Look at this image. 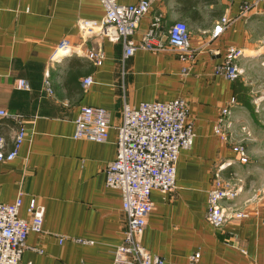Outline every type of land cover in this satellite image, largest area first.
Returning <instances> with one entry per match:
<instances>
[{"label":"crops","instance_id":"obj_1","mask_svg":"<svg viewBox=\"0 0 264 264\" xmlns=\"http://www.w3.org/2000/svg\"><path fill=\"white\" fill-rule=\"evenodd\" d=\"M140 1L118 0L125 6ZM253 2L158 0L133 39L140 42L161 15L157 43L163 49L138 51L125 60L121 43L81 39L80 19L105 16L100 0H0V108L21 115L27 133L19 157L0 162V203L11 205L21 197L23 219L29 218L32 200L45 208L44 232L29 234L19 264H114L128 219L120 192L106 186L105 170L118 155L123 110L128 104L177 99L189 103L195 142L191 150L181 151L176 191L152 193L144 248L166 264H189L198 253L200 264H264V197L246 220L216 229L207 218L219 165L236 160L226 178L237 172L246 184L264 183V170L257 177L264 167V2L242 13L243 5ZM224 16L233 22L214 37ZM177 21L187 24L195 54L186 74L180 55L168 45L167 32ZM98 45L105 56L101 66L78 55ZM229 48L244 52L238 65L245 73L234 82L217 74ZM74 51L77 55H68ZM47 70L53 95L44 90ZM89 77L94 83L84 87ZM19 80L28 82L29 91L17 89ZM231 100L236 102L229 131L233 139L224 143L215 126ZM83 107L109 113L106 143L74 139ZM0 124V134L11 143L16 124ZM244 127L251 134L245 144L247 165L232 151L246 136Z\"/></svg>","mask_w":264,"mask_h":264},{"label":"built area","instance_id":"obj_2","mask_svg":"<svg viewBox=\"0 0 264 264\" xmlns=\"http://www.w3.org/2000/svg\"><path fill=\"white\" fill-rule=\"evenodd\" d=\"M158 0H142L135 5H121L118 0H100L105 10L101 20L78 21L81 39L85 42L107 40L123 45L124 59L127 60L138 51H160L163 49L157 37L161 30L162 16L154 18L148 31L143 34L140 42L133 36L140 26V21L152 10ZM264 0H254L242 7L243 15L249 14L262 4ZM233 21L224 16L215 27L213 36L219 37ZM169 47L180 55L183 61V73H188V64L193 61L195 54L191 50V37L187 24L177 21L168 32ZM225 62L218 67L217 74L229 81H237L244 73L238 65V60L244 52L235 48L227 50ZM77 55L70 52L68 55ZM79 56L86 57L93 65L101 66L105 56L99 45L87 52H79ZM44 90L49 95L54 94L51 74L45 72ZM92 77L83 81L84 87L93 84ZM17 89L29 91L27 81H17ZM231 104L221 110L219 120L215 126V134L223 141H232L229 134L232 129ZM2 120L16 124V130L8 142L0 134V162H13L19 156L20 148L26 142L27 133L22 124L23 117L11 114L0 108V123ZM122 124L117 128L118 150L117 158L106 168V186L120 192L123 211L128 219V227L124 233L123 242L114 251V264H166L158 256H154L143 246L144 231L148 224V217L154 209L151 201L153 191L165 194L174 193L177 189V164L181 151H189L195 142L194 121L190 116L189 103L184 99L170 102L143 103L139 107L125 106L122 113ZM76 122L74 139L91 142L106 143L109 138L111 122L109 113L102 108L83 107ZM1 126V124H0ZM246 136L232 146L241 165L249 164V154L244 140L250 136L246 128L242 129ZM11 144V145H10ZM236 161V160H235ZM229 160L217 167L213 176V187L208 197L207 218L210 225L221 229L231 221L246 220L253 214V209L262 202L264 184L260 192L249 190L237 172H232L229 178L224 176L235 165ZM243 198L242 204L239 199ZM22 198L14 204L0 203V264H19L27 248L30 233L44 232L45 208L32 200L28 209V219L20 216ZM65 240L61 239L60 243ZM201 254L192 256L189 264H200Z\"/></svg>","mask_w":264,"mask_h":264},{"label":"rangeland","instance_id":"obj_3","mask_svg":"<svg viewBox=\"0 0 264 264\" xmlns=\"http://www.w3.org/2000/svg\"><path fill=\"white\" fill-rule=\"evenodd\" d=\"M244 73H245V71H244ZM243 73V74H244ZM261 102L260 103H255V106L257 107V109H260V107H261ZM249 131V130H248ZM248 131H247V133H248ZM250 139H251V134H250V136L249 137H247V141L244 143V145L243 146H245V144H247L248 142H250ZM246 147V146H245ZM247 149V148H246ZM248 151V150H247ZM248 154H249V151H248ZM250 156V155H249ZM250 163H252V161H250ZM260 169H261V172H260V174L257 176V177H259L260 178V176H261V173H262V171L264 170V167H259ZM249 184V190H251V191H255V192H260V191H262V189H263V184L264 183H261V182H259V183H248Z\"/></svg>","mask_w":264,"mask_h":264}]
</instances>
